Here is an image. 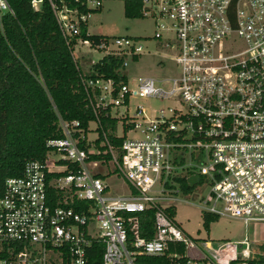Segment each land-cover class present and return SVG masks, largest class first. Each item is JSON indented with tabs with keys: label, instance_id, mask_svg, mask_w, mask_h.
<instances>
[{
	"label": "built area",
	"instance_id": "built-area-1",
	"mask_svg": "<svg viewBox=\"0 0 264 264\" xmlns=\"http://www.w3.org/2000/svg\"><path fill=\"white\" fill-rule=\"evenodd\" d=\"M49 1L77 64L78 45H87L122 58V69L106 78L81 71L86 127L58 115L62 138L5 180L0 264H137L140 255L247 264L255 254L248 227L264 224V0H135L172 65L158 78L127 72L144 52L139 37L80 36L105 0ZM8 13L0 0V21ZM151 101L167 104L143 105ZM178 201L239 220L243 238L213 247L190 237L170 214ZM147 210L151 229L141 226Z\"/></svg>",
	"mask_w": 264,
	"mask_h": 264
},
{
	"label": "trees",
	"instance_id": "trees-1",
	"mask_svg": "<svg viewBox=\"0 0 264 264\" xmlns=\"http://www.w3.org/2000/svg\"><path fill=\"white\" fill-rule=\"evenodd\" d=\"M8 1L14 13L3 15L0 21V197L7 178L21 176L27 161L44 159L49 140L62 138L58 115L66 121L78 120L82 127L92 118L81 68L73 59L50 1L42 0L38 10L32 8L31 0ZM52 2L61 5V0ZM65 2L69 7L76 5L73 0ZM124 14L138 18L139 3L127 0ZM87 28V24L81 25L82 38L98 41L104 36L87 34ZM122 62V58L104 56L91 64L89 77L115 76ZM56 198L55 191L49 189V203L54 205ZM169 211L176 214L175 208ZM203 217L207 230L219 219L211 214ZM152 223V210L141 213L143 228L151 229ZM178 251L182 253L184 247L178 246ZM137 264H169V260L140 255ZM247 264H264V256L249 259Z\"/></svg>",
	"mask_w": 264,
	"mask_h": 264
},
{
	"label": "rangeland",
	"instance_id": "rangeland-1",
	"mask_svg": "<svg viewBox=\"0 0 264 264\" xmlns=\"http://www.w3.org/2000/svg\"><path fill=\"white\" fill-rule=\"evenodd\" d=\"M87 22L90 34L110 37L127 35L140 38L144 52L137 62L129 64L127 72L130 76L150 75L158 78L161 75L171 74L172 65L169 55L156 48L157 41L153 38L155 27L152 19L126 17L123 0H105L100 10L90 13ZM103 54V51L92 50L87 45H78L74 55H77L81 71L87 74L91 71V62L99 61ZM160 59L165 61L157 64ZM166 104L167 102L164 101L143 102L144 106L149 105L154 108L163 107ZM89 137L93 138L94 136L91 134ZM203 218L197 207L189 203L177 202L175 220L190 237L200 241L205 240L213 247L225 240L238 241L243 238L244 226L239 220L222 217L211 223L207 230L203 226ZM247 233L250 240L253 241L252 249L255 254L252 258L262 257L261 253H264V224H251ZM238 248L240 249V246ZM199 250L209 254V251H206L202 246H199Z\"/></svg>",
	"mask_w": 264,
	"mask_h": 264
},
{
	"label": "crops",
	"instance_id": "crops-1",
	"mask_svg": "<svg viewBox=\"0 0 264 264\" xmlns=\"http://www.w3.org/2000/svg\"><path fill=\"white\" fill-rule=\"evenodd\" d=\"M218 220H219V219H218ZM214 222H215V221H214ZM211 223H213V222H211ZM211 223H210V224H211ZM225 241H229V240H225Z\"/></svg>",
	"mask_w": 264,
	"mask_h": 264
}]
</instances>
